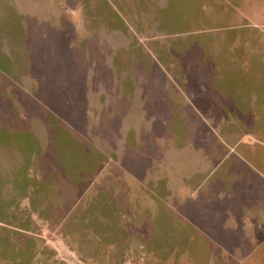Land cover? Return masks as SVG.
<instances>
[{"label": "rangeland", "instance_id": "rangeland-1", "mask_svg": "<svg viewBox=\"0 0 264 264\" xmlns=\"http://www.w3.org/2000/svg\"><path fill=\"white\" fill-rule=\"evenodd\" d=\"M0 264H264V0H0Z\"/></svg>", "mask_w": 264, "mask_h": 264}, {"label": "crops", "instance_id": "crops-1", "mask_svg": "<svg viewBox=\"0 0 264 264\" xmlns=\"http://www.w3.org/2000/svg\"><path fill=\"white\" fill-rule=\"evenodd\" d=\"M209 88H210V87H209ZM122 92H124V89H123V91H122ZM211 92H215V91H214V89H211Z\"/></svg>", "mask_w": 264, "mask_h": 264}]
</instances>
